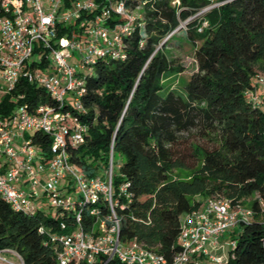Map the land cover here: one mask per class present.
Here are the masks:
<instances>
[{"label":"trees","instance_id":"1","mask_svg":"<svg viewBox=\"0 0 264 264\" xmlns=\"http://www.w3.org/2000/svg\"><path fill=\"white\" fill-rule=\"evenodd\" d=\"M70 1L63 0L64 7ZM111 1H121L137 19L122 38L123 57L97 60L82 75L81 110L64 109L85 127L83 142L67 147L69 163L88 178L101 177L111 153L112 165L118 160L111 188L119 240H134L170 261L178 250L180 216L202 201L264 199V99L255 107L244 98L254 89L253 77L264 73V0ZM120 22L110 17L106 26ZM181 23L196 71L171 87L166 80L180 70L162 51ZM73 26L60 27L59 36ZM20 104L53 101L40 87L20 81L1 98L0 118ZM189 133L205 145H185L182 136ZM30 140L50 157L48 136L36 132ZM181 171L187 178L172 175ZM122 184L126 196L118 194ZM96 207L100 215L109 213L103 202ZM93 222L83 211V230ZM60 223L71 228V216L15 212L0 198V249L14 251L22 264H55L59 246L50 237L62 232ZM230 235L234 247L227 264H264V222Z\"/></svg>","mask_w":264,"mask_h":264},{"label":"built area","instance_id":"2","mask_svg":"<svg viewBox=\"0 0 264 264\" xmlns=\"http://www.w3.org/2000/svg\"><path fill=\"white\" fill-rule=\"evenodd\" d=\"M110 17L122 22L106 26ZM136 19L121 1L71 0L70 6L64 7L63 0H0L2 96L11 95L23 81L40 87L53 101V105L32 108L20 104L0 118V198L12 211L31 214L37 209L35 199L44 197L58 217L71 216V228L60 223L62 232L50 237L59 246L55 264H106L111 259L120 264H227L233 238L227 259L209 251L222 247L219 240L223 235L264 217V199L255 195V208L222 198L202 201L197 209L180 216L178 250L166 261L134 240H119V221L113 212L111 153L101 177L88 178L69 163L67 147L81 144L85 133L77 118L64 110H81L82 75L77 68L87 66L88 72L97 60L121 59L122 38ZM71 25L74 30L69 35L59 36L60 27ZM74 56L79 57L76 67L69 64ZM253 79L254 89L245 91L244 98L260 107L263 98L254 90L264 89V73H257ZM36 132L50 138L48 159L30 140ZM124 192L122 184L118 194ZM100 202L106 204L108 214L100 215L96 207ZM83 211L94 218L90 231L81 227ZM0 264L22 261L14 251L0 249Z\"/></svg>","mask_w":264,"mask_h":264},{"label":"rangeland","instance_id":"3","mask_svg":"<svg viewBox=\"0 0 264 264\" xmlns=\"http://www.w3.org/2000/svg\"><path fill=\"white\" fill-rule=\"evenodd\" d=\"M213 6L215 5L202 9L201 11L196 13L194 17L201 16L202 13H204L206 10H208L209 8ZM135 13L138 14V11H136ZM202 25H205V23H203ZM184 28H185V24L181 23L179 26V30H176L173 32L171 39L168 41V44L166 45L167 47L162 51L165 57L168 60L173 61L175 67H177L180 70V72L177 75L172 76L166 80L165 83L169 84L171 87H179L181 83L187 80V78L196 71V64H195V60L193 56V49L191 45L189 44V42L185 39ZM78 60H79V57L74 56L69 61V64L76 67ZM87 69H88L87 66H83L79 70L77 68V71L79 74L85 75L87 73ZM2 86L4 87V84ZM256 89H258L257 95L264 99V89L261 87H257ZM2 97H3L2 92H0V101ZM182 139L185 145L194 144V145H198L199 147L205 145L204 142H201L200 140H198L196 136L192 133H189L188 135H183ZM117 164H118V160L115 159L114 164H113V174H117ZM172 175L177 178H187L188 173L182 172V171L172 172ZM254 197L255 195L243 198L238 203L240 206L244 208H248ZM195 199L198 201L200 200L199 198H195ZM33 205L37 207V209L46 216L54 217L56 215L55 210L49 207L48 201L44 197L42 200L35 199V201L33 202ZM256 220L260 222H264V217L258 216L256 217ZM232 236L233 235H230V234L223 235L219 240L222 247L216 250H210L209 253L215 257H218V256L221 257L222 260L227 259L228 244L230 243L231 238H233Z\"/></svg>","mask_w":264,"mask_h":264},{"label":"crops","instance_id":"4","mask_svg":"<svg viewBox=\"0 0 264 264\" xmlns=\"http://www.w3.org/2000/svg\"><path fill=\"white\" fill-rule=\"evenodd\" d=\"M253 82H254V79H253ZM254 91H255L256 94H258L257 93L258 92V89H255ZM22 189H25V188H22Z\"/></svg>","mask_w":264,"mask_h":264},{"label":"water","instance_id":"5","mask_svg":"<svg viewBox=\"0 0 264 264\" xmlns=\"http://www.w3.org/2000/svg\"><path fill=\"white\" fill-rule=\"evenodd\" d=\"M178 29H179V28H178ZM178 29H177V30H178Z\"/></svg>","mask_w":264,"mask_h":264}]
</instances>
